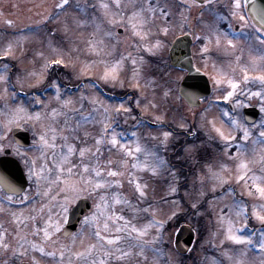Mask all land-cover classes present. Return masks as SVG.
<instances>
[{
	"label": "snow or ice",
	"instance_id": "snow-or-ice-1",
	"mask_svg": "<svg viewBox=\"0 0 264 264\" xmlns=\"http://www.w3.org/2000/svg\"><path fill=\"white\" fill-rule=\"evenodd\" d=\"M69 7L79 35L65 21L60 42L33 52L31 70L14 61L38 28L0 46V215L15 225L0 222V264H149V252L151 264H175L161 245L179 202L158 219L150 181L175 196L189 173L193 214L207 205L213 237L233 246L213 264H246L249 252L264 264V8L58 0L41 19ZM180 37L192 47L176 54L188 48ZM81 199L91 205L70 231L68 205Z\"/></svg>",
	"mask_w": 264,
	"mask_h": 264
},
{
	"label": "rangeland",
	"instance_id": "rangeland-1",
	"mask_svg": "<svg viewBox=\"0 0 264 264\" xmlns=\"http://www.w3.org/2000/svg\"><path fill=\"white\" fill-rule=\"evenodd\" d=\"M36 1L37 0H0V6L3 8V10L0 8V46H3V40L4 39H12V38L18 36L20 32H25V34L27 35L26 30H23L21 28L25 27V25H29V26L33 27L32 23H28V22L29 21L37 22L38 19L33 18L32 16H34V15H32V14L26 15L22 19V10H24V8L26 6H29L33 3H35ZM46 1L47 0H42L40 5L45 4ZM4 8H12V9L18 10V13L14 14L13 16H15V17L12 19L15 22V29L8 28L7 25H4V20L6 19L4 16ZM73 15H74V11L70 8L67 10V13L64 14L58 20L61 22V24H60V26L58 25V28L56 30L57 36L50 37L48 34L42 33V30L39 29L38 32L31 34V35H28L27 40L19 41V44H21L23 46V48L25 49L26 54L23 57V59H21L19 61H15L17 67L20 68L21 70H31L34 67V65H33V52L35 50L40 49L42 44L46 46L49 38L53 39L55 42H60L61 38L64 35L63 25H64L65 21H67L68 25L73 29L74 36L79 35V30H77L75 28V25L72 24V16ZM27 17H30V18H27ZM177 34H179V33H177ZM172 39H173L172 37H169V40H172ZM63 43L67 44L68 41H63ZM120 50H122V48ZM166 53H167V50L165 51L164 54H166ZM35 67L38 69L39 64L37 63L35 65ZM89 79H91V78L86 77L85 78L86 82ZM101 86L104 87L103 85H101ZM25 88H26V90H28L27 84H25ZM104 88H105V90L109 91V89L107 87H104ZM28 91H31V90H28ZM123 91H125V90L117 89L116 94H122ZM126 91H129V93H131L132 90L126 89ZM185 114L188 115L189 120L193 119V117L190 114H187V113H185ZM174 115H178V113L176 112L175 108H171L168 112L169 119H171ZM149 143H151V141H149ZM188 172H189V170H188ZM191 180H192V176L189 173V188L186 189L185 187H183L179 191V193H177L175 196L168 195L167 184L164 182L163 179L156 178V179L150 181V183L154 186L155 191L150 193L149 199H150V201L155 199L156 203L154 206L158 207L161 210V215H159L157 217L158 219H163L165 215H170L171 211L175 210V208L177 206L176 202H179V208L181 209V211L178 213V215L176 217H174L171 221H169L165 226V229L167 230V232L165 233V236H166V240L168 242L169 253H168V251H164V252L167 253L168 256H170L172 258L173 261H175V264H177V262H178L179 255L174 251L173 246H172V242H173V238H174L173 233H174L176 224L178 223V218L180 219L185 215H189L190 219L192 217H194V223H195V219L198 221V217H199V215L190 214V212L187 211L188 208H191V203L193 202L192 197L185 196L186 190H192L190 187ZM125 189L129 193L131 192V188L127 184L125 185ZM192 191H193V195H194L195 194L194 190H192ZM162 197L165 198L168 202L162 203L161 202ZM225 202H227V201H225ZM185 203L189 204L190 206L184 205ZM204 207L207 209V205H205ZM200 211L205 213L203 210H200ZM207 211L211 213V216L206 217L205 221L203 222L204 223L203 224V233L201 236L202 239L200 238L198 240L196 247L194 248V250H192V252L190 253V257L187 259L197 257L199 260V258H200L199 254L201 253V249L204 248L207 244H209L210 246L212 245V247H210V248L213 251V254L218 258V260H216L212 256L206 257L205 255L202 254L201 260L198 262L199 264H213V259H215L217 262L224 261L225 258L222 255L224 247H233V246L228 245V244L221 246L219 235H217L215 238L213 237V233L217 232V223H216L215 216L212 213V211L210 209H208ZM126 213H127V211L125 212V214ZM1 217H4V225L8 226L9 229H13L15 227V225H13L10 222V219L8 216L0 215V218ZM9 231L11 232V230H9ZM9 238L11 239V237H9ZM239 247L240 246H235V249H239ZM148 257H149V264H151V262H152V253L151 252L148 253ZM244 259L246 261V264H260L261 257L256 255L253 252H249L247 254V256L244 257ZM45 264H47V262H45ZM160 264H164V257L160 258Z\"/></svg>",
	"mask_w": 264,
	"mask_h": 264
},
{
	"label": "water",
	"instance_id": "water-1",
	"mask_svg": "<svg viewBox=\"0 0 264 264\" xmlns=\"http://www.w3.org/2000/svg\"><path fill=\"white\" fill-rule=\"evenodd\" d=\"M253 2L257 9L264 8V0H253ZM249 7H251V5H249ZM180 39H183L187 42V40L184 37H180ZM189 49H191L190 45L188 46L187 49L177 51L176 54H181V52H187ZM248 111L251 112L252 110L249 109ZM89 204L90 203L88 200L82 199L73 208L72 212L70 213L69 219H68V224L66 226L69 228L70 231L75 230V228L78 225V221L80 220V217L82 216L85 209L89 206ZM193 239H194L193 226L182 225L176 236V247L181 252H186L192 245Z\"/></svg>",
	"mask_w": 264,
	"mask_h": 264
},
{
	"label": "flooded vegetation",
	"instance_id": "flooded-vegetation-1",
	"mask_svg": "<svg viewBox=\"0 0 264 264\" xmlns=\"http://www.w3.org/2000/svg\"><path fill=\"white\" fill-rule=\"evenodd\" d=\"M42 0H37L35 3L26 6L24 8V10H22V19L28 15V14H32L34 16H32L33 18H37V19H41L43 16L48 15L50 12H54V4L56 2H58V0H47L45 4L40 5ZM71 7H69L68 9H70ZM67 9V10H68ZM73 11L74 9L71 8ZM10 10H12V8H4V16L5 18H8L7 15L9 14ZM67 10L65 13H61L60 18L67 13ZM30 18V17H27ZM34 28H38L40 30H42V33L48 34L51 32L52 29H56L58 28V25L60 26L61 22L58 20H49V21H38V22H31ZM23 30H25V27L22 28ZM57 36V31H56V35ZM177 36H179V34H177ZM168 53H166L165 55H167ZM77 202V201H76ZM76 202L71 203L68 205V213L70 211V209L76 204ZM67 213V215H68ZM86 214V213H85ZM0 222L3 223L4 227H7L6 225H4V217L0 218ZM163 250L167 251L168 250V246H163Z\"/></svg>",
	"mask_w": 264,
	"mask_h": 264
}]
</instances>
